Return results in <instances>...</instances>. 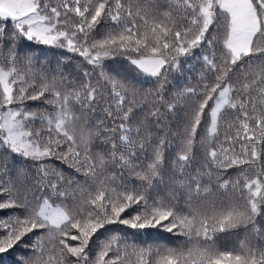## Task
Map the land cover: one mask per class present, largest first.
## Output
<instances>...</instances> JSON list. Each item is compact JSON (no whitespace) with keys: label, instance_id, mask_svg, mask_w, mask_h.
<instances>
[{"label":"snow or ice","instance_id":"snow-or-ice-1","mask_svg":"<svg viewBox=\"0 0 264 264\" xmlns=\"http://www.w3.org/2000/svg\"><path fill=\"white\" fill-rule=\"evenodd\" d=\"M262 212L264 0H0V257L264 264ZM148 229L183 247L140 246Z\"/></svg>","mask_w":264,"mask_h":264},{"label":"trees","instance_id":"trees-1","mask_svg":"<svg viewBox=\"0 0 264 264\" xmlns=\"http://www.w3.org/2000/svg\"><path fill=\"white\" fill-rule=\"evenodd\" d=\"M40 54L47 57H51L53 59H59L62 63L69 65V67L65 69V71L67 72H72L77 69L76 63L71 59H68L73 56L72 53H67L59 49L50 50L48 48L42 47ZM106 63L111 64L114 70L123 71L129 67L127 61H124L119 57H117L115 60L106 61ZM198 72H199V68L197 65V61L192 60L190 68L188 66H185V75L179 76L177 79L172 80V84L169 85V89H171L173 86L176 87L194 86ZM185 76H187V79H185ZM141 79L145 81V85H144L145 88H150L152 86L153 81L151 80V78L142 76ZM33 103L37 104L39 102H33ZM54 164L56 165L57 168L62 169L66 175L75 176L78 179L83 180L82 175L75 173V170L70 168L68 165L63 164L58 160L54 161ZM256 223L258 226H260L261 229H264V212H262L257 217ZM110 227L114 230H120L122 232H126L129 234H132V231H135L128 229L126 226L123 225L110 226ZM244 232H245L244 228H239L229 232L219 233L216 238V247L220 250L233 248L238 244V237L242 238ZM135 235L140 238L137 241V243L140 244V246L142 247L152 246L153 248L158 246L178 247V248L183 247L181 242L185 239L184 237H177V236H173L170 233H166L164 232L163 229L143 230L135 233ZM255 242L257 244H261L264 243V240H256ZM26 251H27L26 249L18 246L17 248L11 250L9 253L5 254L3 257H0V264H16V259H15L16 256L20 254H24L26 253Z\"/></svg>","mask_w":264,"mask_h":264}]
</instances>
